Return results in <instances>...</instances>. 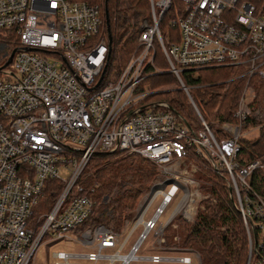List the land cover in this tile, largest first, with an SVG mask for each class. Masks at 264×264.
<instances>
[{"label": "built area", "instance_id": "1", "mask_svg": "<svg viewBox=\"0 0 264 264\" xmlns=\"http://www.w3.org/2000/svg\"><path fill=\"white\" fill-rule=\"evenodd\" d=\"M149 2L150 19L142 20L135 49L110 72L106 19L98 3L0 0V49L13 41L4 53L8 57L16 48L0 69V264H39V244L59 240L80 249L52 251L48 264H131L152 228L165 234L168 225L177 227V219L194 223L207 204L221 201L214 178L201 182L194 175L199 164L192 163V173L183 171L187 160L224 178L230 208L247 235L246 264H264V193L252 183L256 169L264 179V160L240 155L242 139L260 126L252 122L260 113L256 80L264 78L263 2L177 0L175 8L173 0ZM171 7L170 25L178 33L162 34L159 22ZM8 33L15 39H7ZM155 42L166 70L187 95L197 126L166 100L148 99L154 91L144 78L163 71L154 64ZM219 66L230 68L227 85L236 77H243L244 85L231 120L217 117L213 126L181 72ZM114 150L150 159L157 181L129 229L127 219L122 230L103 223L82 228L107 200L95 197L98 184L86 189L85 169L95 152ZM141 223L142 233L124 251ZM102 259L108 262L98 263Z\"/></svg>", "mask_w": 264, "mask_h": 264}, {"label": "trees", "instance_id": "2", "mask_svg": "<svg viewBox=\"0 0 264 264\" xmlns=\"http://www.w3.org/2000/svg\"><path fill=\"white\" fill-rule=\"evenodd\" d=\"M98 3L104 14L108 16L104 32L109 41L108 70L116 72L128 59L137 45V36L143 19H150L149 0H88ZM264 5V0H262ZM175 17L174 8L165 11L160 19L159 28L162 34L177 32L178 29L170 25ZM13 34H8L11 40ZM154 64L163 71L146 76L143 82L149 84L153 93L148 99H164L172 109L188 118L192 117L188 97L180 89L179 82L174 73L167 71L166 58L155 42ZM108 72V71H107ZM231 75L230 68L226 66L206 67L194 70H184L181 78L190 86V93L204 117L213 114L221 120H231V112L244 85L243 77L232 78L227 86L225 80ZM176 81V85L173 82ZM175 83V82H174ZM167 88V89H161ZM255 104L264 111V78L256 80ZM215 109V110H214ZM264 114V112H263ZM252 123L260 125V134L254 139L243 138L240 155L246 160H264V115L253 120ZM249 122L245 123L247 127ZM85 169L86 176L83 183L86 189L98 184L94 195L100 203L99 210L110 207L105 216L98 214L89 219V223L103 222L113 229L120 230L125 218L133 216V208L137 198L147 189L156 175V166L150 159L137 154H124L119 150L98 151L92 156ZM252 183L257 191L264 193V179L260 169H256ZM216 186V185H214ZM213 188V187H212ZM221 199V198H220ZM221 203L207 204L201 210L192 226L182 221L178 229L170 225L166 227L165 238L169 244L182 247H192L201 258V264H246L248 256V239L243 229V223L236 213ZM219 208L220 215L214 213ZM101 217H107L103 219ZM227 222L229 229L224 231L221 225ZM192 227V229H190ZM178 235V239L174 236ZM255 254H252L253 259Z\"/></svg>", "mask_w": 264, "mask_h": 264}, {"label": "rangeland", "instance_id": "3", "mask_svg": "<svg viewBox=\"0 0 264 264\" xmlns=\"http://www.w3.org/2000/svg\"><path fill=\"white\" fill-rule=\"evenodd\" d=\"M176 3H177V0H173L174 8L176 7ZM10 34H13V33H10ZM15 37L16 36L13 34L12 39H15ZM12 42L13 41L9 42L5 47L0 49V65L3 64L7 60V56L4 55V53L10 47V43H12ZM126 61L127 60H125L122 64L124 65ZM123 65H121V67ZM120 68H118L117 70H119ZM2 75H4V74H2ZM109 78H113V73L110 74ZM174 82H173V85L175 86L176 81H174ZM225 86H227L226 83H225ZM161 89L164 90L167 88H161ZM187 104L189 105L190 110L192 112V117L190 119H191L192 123L195 126H197L195 112H194L190 102L188 103V101H187ZM263 112H264L263 110H260L258 118L263 117V115H264ZM216 118L217 117H214L213 114H208V117L206 119L214 126L216 124V121H215ZM259 134H260V126L258 129L251 131V135L249 136L248 139H254V138L258 137ZM192 163L199 164L201 166V169L194 172V175L199 180H201V182H202V180H207L208 183L213 182L214 181L213 178L216 180V182H218V184L221 186L220 192H221L222 198H224L226 201L224 206H228V208H230L231 207V197L229 196L228 191L225 187L224 178L222 179L217 174H216L217 175V177H216V175L213 174L211 172V170H209L208 168H205L206 166H204V164H200L198 162H191L189 160H187L181 164L182 167L187 169V170H183V171H185L186 173H187V171L192 173V170L190 168ZM62 175L66 176L67 173L62 172ZM156 176H157V168H156V175L152 179L149 187L147 189L143 190V192L137 198L136 205L133 208V210H131L133 212V216L131 218H125V220L127 219L130 222V225H128V229L130 228V226L132 225L134 220L136 221L138 214L141 213V211L144 209V206L147 203L148 198L150 197L151 191L153 189V188L151 189V185L153 182L157 181ZM219 203H221V201H219ZM173 206H174V201L166 208L165 214H163L161 216V221L163 219H166L168 212L173 208ZM99 207L97 208V212H99V214H101L103 216H105L106 212L110 209V207H103L101 210H99ZM215 209L220 210L218 207ZM152 212H153V209L151 207L147 215L152 214ZM101 218L103 219V221H104V219H107V217L106 218L101 217ZM125 220L123 222L124 224H125ZM99 223H103V222H98V223L87 222L86 225H84L82 228H86L88 226L92 227V226H95L96 224H99ZM177 223H178L177 227H173L171 225L170 226L173 227L174 229H178L182 222L179 219H177ZM103 224H105V223H103ZM192 224H193L192 222H189L190 226H192ZM222 225H224V224H222ZM122 228H120V230H122ZM143 229H144V224L141 223L139 225V227L136 229L134 235L131 237V240L128 242L127 247L125 248L124 251L127 250L128 245L134 240V238L137 236V234L142 233ZM190 229H192V227H190ZM126 233L127 232H125L124 234H126ZM174 237L176 239H178L177 233ZM163 238H164V240H163ZM67 249L79 250L80 246L75 245L68 240H59L57 242H49V243L42 242L41 244H39V246L35 252V262H37L39 264L40 263L41 264H48V262H51L54 259L52 256V251L67 250ZM187 257H189V260ZM107 262H108V259L98 260V263H107ZM114 263L118 264V261H114ZM131 264H201V258H200L199 253L197 251H195L192 247H182V246L176 245L174 243L169 244L165 238V234L157 233L155 231V227H154L150 231H148L146 236L143 238V240L139 246V249H138V258H137V260L132 261Z\"/></svg>", "mask_w": 264, "mask_h": 264}, {"label": "water", "instance_id": "4", "mask_svg": "<svg viewBox=\"0 0 264 264\" xmlns=\"http://www.w3.org/2000/svg\"><path fill=\"white\" fill-rule=\"evenodd\" d=\"M105 19H106V23H107L108 22V16H107L106 11H105ZM109 41H110V35H109ZM15 50H16V48L12 49V51L9 54V56L7 57V60L3 64L0 65V69L11 61L13 53L15 52ZM101 77H102V75H101Z\"/></svg>", "mask_w": 264, "mask_h": 264}, {"label": "bare ground", "instance_id": "5", "mask_svg": "<svg viewBox=\"0 0 264 264\" xmlns=\"http://www.w3.org/2000/svg\"><path fill=\"white\" fill-rule=\"evenodd\" d=\"M143 238V237H142ZM142 238L139 239V242L142 240Z\"/></svg>", "mask_w": 264, "mask_h": 264}]
</instances>
